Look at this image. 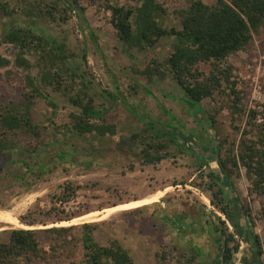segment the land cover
<instances>
[{
    "label": "rangeland",
    "instance_id": "obj_1",
    "mask_svg": "<svg viewBox=\"0 0 264 264\" xmlns=\"http://www.w3.org/2000/svg\"><path fill=\"white\" fill-rule=\"evenodd\" d=\"M1 1L28 4L50 0ZM117 1L126 3L128 0ZM157 1L168 10L164 25L180 29L178 11L187 7L188 0ZM204 1L212 4L216 0ZM84 4L86 22L76 11L66 23L39 17L31 20L33 18L25 15L14 18L0 15V38L3 30L13 23H30L42 35L65 42L67 52L72 54V68L84 77L77 78L73 90H48L57 108L43 99L36 101L35 118L48 128L44 138L36 140L19 132L12 135L14 148L0 151V232L11 228L44 230L96 223L95 240L102 245L119 240L136 264H185L186 260L179 258L182 254L194 256V264H224L222 257L227 246L233 255L225 264H243L245 257L254 262L252 239L247 242L244 233H240L239 227L233 225L221 208L226 207L233 213V196L248 205L255 222L253 229L264 249V195L249 193L251 182L243 167L232 177V188L229 185L227 193L222 194L219 165L209 156L210 152L201 147L210 141L207 129H211L212 132H208L216 144L225 138L238 142L240 132L236 128L246 127L251 109L262 110L264 31L254 36L246 50L228 59L234 66L231 80L242 97L239 104L242 113L232 116L228 109L221 110V105L229 98L228 87L226 94L216 93L215 97L204 99L196 115L171 74L164 80L156 77L149 80L134 71L143 69L153 59L165 60L172 52L173 37L162 38L154 47L133 50L129 55L110 23V12L105 9L104 0ZM0 54L11 56V47L0 44ZM31 59L32 72L36 74L38 57ZM199 68L208 75L212 66L205 63ZM8 69L12 73H6ZM84 84H88L87 89ZM24 85V72L14 62L0 70V109L21 101ZM82 89L100 106L110 105L109 102L102 104L106 91L115 94L116 100L110 101L113 104L107 115L117 126L115 137L94 140L56 133L51 120L57 125L68 122L71 112L77 110L70 98ZM128 106L135 109L138 116L162 127L170 123L165 112L169 110L170 115L176 117L173 126L199 138L195 146L197 153L181 152L171 143L168 157L157 163L147 162L136 153V148L132 146L130 150L127 143L133 133L144 127L143 122L129 112ZM211 115L217 119L214 128ZM123 137L127 144L117 147ZM227 148L228 144H224L222 157L226 156ZM62 150L69 153L64 159L60 158ZM239 222L245 225L241 217ZM40 240L49 249L48 235L41 232ZM235 246L238 250H234ZM83 255V249L78 246L70 249L67 257L33 264L78 263ZM262 258L264 260V254Z\"/></svg>",
    "mask_w": 264,
    "mask_h": 264
},
{
    "label": "trees",
    "instance_id": "obj_2",
    "mask_svg": "<svg viewBox=\"0 0 264 264\" xmlns=\"http://www.w3.org/2000/svg\"><path fill=\"white\" fill-rule=\"evenodd\" d=\"M85 2L94 3L95 0H50L28 4L1 1L0 15L4 18L25 15L29 19L39 17L66 23L76 11L86 22ZM104 2L105 9L110 12V23L129 55L133 50L143 51L154 47L162 38H174L172 52L165 60L153 59L143 69L134 70L136 73L146 76L149 80L155 77L164 80L171 74L181 86L187 103L196 110V115L200 113L199 106L204 99L213 98L216 93L226 94L229 87V98L221 105V110L228 109L232 116L242 113V108L239 107L242 97L236 90V83L231 80L234 66L228 59L231 55L246 50L253 43L254 36L261 35L264 31V0H216L212 4L204 0H188L187 7L178 11L180 29L164 25L163 18L168 14V10L157 0ZM0 44L11 47L12 53L11 56L0 54V70L7 69L14 62L23 70L25 77L23 99L0 109V151H3L14 148L16 144L12 135L19 132L36 140L44 138L48 128L42 126L35 118L33 109L36 101L43 99L55 109L58 105L48 90H73L77 78L84 77L72 68V54L67 52L65 42L42 35L30 23H13L10 28L4 29ZM33 56H37L39 61L36 63L39 69L36 74L32 72ZM205 63L212 66L208 75L199 68ZM6 73L10 74L12 71L8 69ZM86 85L88 84H84V89L88 88ZM114 95L106 91L102 104L109 102L110 105L100 106L94 97L82 89L70 98L77 110L71 112L69 121L61 125L52 120L50 123L55 125L54 129L59 134L92 137L94 140H102L107 136L113 138L118 134V129L108 120L107 115L113 104L110 101L116 100ZM127 108L144 126L141 131L133 133L127 143L130 150L132 146L136 148V153L147 162L157 163L168 157L171 143L181 152H196L195 146L200 141L199 138L193 133L181 132L173 126L176 117L170 115L169 110L165 109V112L170 117V123L168 127H162L158 126L159 123L138 116L132 107ZM215 115L210 116L213 128L217 123ZM61 129L64 130L61 132ZM236 129L240 132L238 142H229L225 138L217 144L208 132L211 129H207L210 141L201 147L203 151H209V156L219 165L222 174L219 191L226 194V187L230 185L232 188V177L239 174V169L243 167L251 182L249 193L264 195V104L262 110L249 111V119L244 129ZM124 143L126 141L123 137V141L116 146L121 147ZM224 144H228V148L226 156L222 157ZM68 155V151L62 150L60 158L64 159ZM231 205L234 212L231 213L228 208L222 207L223 213L233 225L239 227L240 233H244L247 242L252 239L254 246V262L245 257L243 264H264L262 241L253 229L255 222L249 206L241 202L238 196H233ZM240 217L245 220V225L239 222ZM96 227V223H84L80 226H53L44 230H4L0 232V264L49 262L67 257L70 249L78 246H81L84 255L78 263L72 264H136L134 257L119 240L113 239L107 245L97 242L94 236ZM41 232L49 237V249H46L40 240ZM234 250H238V246H235ZM224 253L222 260L225 264L230 262L233 252L227 246ZM163 257L166 259L165 254ZM179 258H184L185 264H194L196 260L194 256L186 254L180 255Z\"/></svg>",
    "mask_w": 264,
    "mask_h": 264
},
{
    "label": "bare ground",
    "instance_id": "obj_3",
    "mask_svg": "<svg viewBox=\"0 0 264 264\" xmlns=\"http://www.w3.org/2000/svg\"><path fill=\"white\" fill-rule=\"evenodd\" d=\"M133 205V204H132ZM130 206V205H129ZM135 206V205H134ZM121 207V206H120ZM119 209V208H118ZM121 210H122V208H121ZM100 213H102V212H100ZM106 213V212H105ZM94 215V214H93ZM8 218V217H7ZM94 220V219H93ZM15 223V222H14Z\"/></svg>",
    "mask_w": 264,
    "mask_h": 264
}]
</instances>
